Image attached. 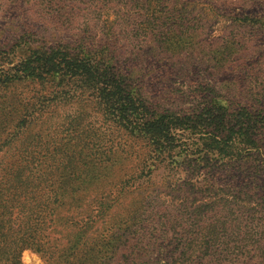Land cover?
I'll use <instances>...</instances> for the list:
<instances>
[{
	"label": "trees",
	"instance_id": "trees-1",
	"mask_svg": "<svg viewBox=\"0 0 264 264\" xmlns=\"http://www.w3.org/2000/svg\"><path fill=\"white\" fill-rule=\"evenodd\" d=\"M217 3L236 1L0 0L12 28L0 29V53L11 54L0 87H37L0 147L61 105L86 102L101 118L95 127L69 113L39 152L0 158V264H22L24 248L49 264H264V105L213 95L187 113L164 109L144 94L143 69L126 63L148 48L181 55ZM45 26L71 39L47 43ZM135 144L130 171L97 190L91 169L102 175ZM128 195L127 215L107 217ZM82 201L83 217L72 215Z\"/></svg>",
	"mask_w": 264,
	"mask_h": 264
},
{
	"label": "rangeland",
	"instance_id": "rangeland-1",
	"mask_svg": "<svg viewBox=\"0 0 264 264\" xmlns=\"http://www.w3.org/2000/svg\"><path fill=\"white\" fill-rule=\"evenodd\" d=\"M234 1L236 3L230 9L217 3L212 10L202 11L200 16L204 17V24L201 20L193 36L183 38L179 45L181 55L172 56L170 53L149 51L148 48L141 60L133 55L126 59L127 64L136 65L135 69L141 67L146 74L142 81L145 95L151 96L164 109L180 113L210 103L213 95L235 108L243 104L264 105V0ZM10 21V15L0 16V29L11 30ZM49 26L41 30L44 33L42 39L47 43L71 39L69 32ZM10 58V53H0V63L6 65ZM36 89L34 84L27 82L0 87V132L10 126L12 113ZM88 105L80 101L71 107L61 105L52 113L48 123L30 127L24 135L1 146L0 158L4 155L5 160L9 161L18 154L39 152L47 136L59 133L62 129L60 124L69 113L80 111L81 123L99 126L100 116L91 111V105ZM118 149L116 157L121 160L116 166L104 170L102 175H99L100 169H91L98 174L95 178L97 190L112 187L110 183H114L121 173L130 171L137 161L136 156L140 153L137 144L133 149ZM163 174L164 171L158 169L154 173V180H161ZM153 188L154 194L159 191L155 186L149 189ZM131 198V195L124 197L122 206L110 211L107 217H125V208ZM82 208H86L83 201L79 210L71 214L83 217L78 215ZM19 259L22 264H49L44 255L32 248H24Z\"/></svg>",
	"mask_w": 264,
	"mask_h": 264
}]
</instances>
